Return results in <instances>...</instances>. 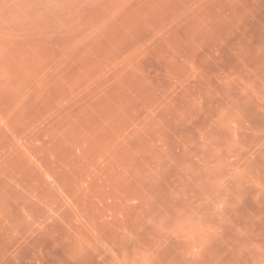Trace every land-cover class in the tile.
<instances>
[{
  "label": "rangeland",
  "instance_id": "1",
  "mask_svg": "<svg viewBox=\"0 0 264 264\" xmlns=\"http://www.w3.org/2000/svg\"><path fill=\"white\" fill-rule=\"evenodd\" d=\"M0 264H264V0H0Z\"/></svg>",
  "mask_w": 264,
  "mask_h": 264
}]
</instances>
